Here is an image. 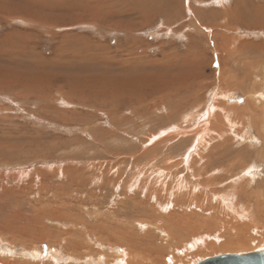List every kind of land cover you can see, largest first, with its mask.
I'll return each mask as SVG.
<instances>
[{
  "label": "rangeland",
  "instance_id": "374dc122",
  "mask_svg": "<svg viewBox=\"0 0 264 264\" xmlns=\"http://www.w3.org/2000/svg\"><path fill=\"white\" fill-rule=\"evenodd\" d=\"M263 21L264 0H0V264H142L146 248L152 264H194L264 251ZM200 132L178 173L217 207L195 211L204 245L139 224L160 227L157 216L182 208L151 214L124 198L163 182L164 193L176 186L163 198L185 196L152 168L184 159ZM228 238L249 244L220 248Z\"/></svg>",
  "mask_w": 264,
  "mask_h": 264
},
{
  "label": "bare ground",
  "instance_id": "6f19581e",
  "mask_svg": "<svg viewBox=\"0 0 264 264\" xmlns=\"http://www.w3.org/2000/svg\"><path fill=\"white\" fill-rule=\"evenodd\" d=\"M7 10V9H6ZM263 18V17H262ZM264 22V21H263ZM262 22V23H263ZM260 23V22H259ZM263 27H264V25H263ZM213 46V45H212ZM226 81V80H225ZM264 81V80H263ZM264 83V82H263ZM192 86V85H191ZM201 88V87H200ZM226 89V88H225ZM188 92V91H187ZM72 93V92H71ZM184 93V92H183ZM222 94V93H221ZM186 96V95H185ZM184 96V97H185ZM254 97V96H253ZM98 98V97H97ZM161 98V97H160ZM160 98L158 99V100H160ZM83 100V99H82ZM104 100V99H103ZM196 100V99H195ZM181 101V100H180ZM186 102V101H185ZM187 102L189 103V100H187ZM191 102H193V100L191 101ZM196 102V101H195ZM249 102V101H248ZM256 102V101H255ZM183 103V102H182ZM187 103V104H188ZM186 104V105H187ZM193 104V103H192ZM179 105V104H178ZM177 105V106H178ZM170 106V105H169ZM168 106V107H169ZM182 106V105H181ZM185 106V105H184ZM183 106V107H184ZM218 106V105H217ZM248 106H250V105H248ZM167 107V108H168ZM174 107H175V104H174ZM188 107V106H187ZM181 108V107H180ZM180 108H177V109H180ZM209 108V107H208ZM207 108V109H208ZM256 108V107H255ZM169 109V108H168ZM211 109V111H209V112H207L206 113V116H205V119H204V124H207L208 123V120H209V118L211 117V114H212V110L214 109V106L213 107H211L210 108ZM230 109V108H229ZM262 109H264L263 107H262ZM171 110H172V108H171ZM170 110V111H171ZM219 110V109H218ZM222 110V109H221ZM239 110V109H238ZM256 110V109H255ZM163 111H165V110H163ZM169 111V110H168ZM173 111V110H172ZM178 111V110H177ZM231 111H233V110H231ZM251 111V110H250ZM167 112V111H166ZM165 112V113H166ZM179 112V111H178ZM196 112V111H195ZM252 112V111H251ZM261 112V111H260ZM264 112V111H263ZM171 113V112H170ZM198 113V112H197ZM200 113V112H199ZM222 113H224V110H223V112ZM169 114V113H168ZM174 114V113H173ZM187 114V113H186ZM177 115V114H176ZM199 115H201V114H199ZM203 115H205V113L203 114ZM214 115H215V113H214ZM223 115V114H222ZM254 115V114H253ZM170 116V115H169ZM184 116V115H183ZM191 117H192V115H190ZM261 116V115H260ZM263 116H264V114H263ZM195 117H196V114H195ZM241 117H242V115H241ZM198 118V117H197ZM202 118V117H201ZM216 118V117H215ZM186 119H188V118H186ZM194 120H195V118H193ZM192 119V120H193ZM213 119V118H212ZM241 119V118H240ZM182 119H180V121H181ZM263 122H264V117H262V119H261ZM176 121V120H175ZM190 122H191V120H190ZM198 122V121H197ZM224 124H223V121L221 122V124H223V126L224 127H226V129H227V127L230 125L229 124V122H228V119H225L224 120ZM242 122V121H241ZM260 122V121H259ZM174 123L175 122H173V125H174ZM178 123V122H177ZM189 123V122H188ZM188 123H185V124H188ZM199 123H201V122H199ZM210 123V122H209ZM216 123H218V122H216ZM172 124V123H171ZM203 124V125H204ZM219 124V123H218ZM235 124H236V121H235ZM234 124V125H235ZM243 124V123H242ZM256 124V123H255ZM176 125V124H175ZM212 125V124H211ZM241 125V124H240ZM179 126V125H178ZM192 127H194L195 128V130H196V127L198 126V124L196 125V126H194V125H191ZM190 126V127H191ZM200 126V125H199ZM206 126V125H205ZM258 126L260 127V126H262V125H259L258 124ZM173 127V126H172ZM181 127V126H180ZM263 127H264V125H263ZM174 128H176L175 126H174ZM173 128V129H174ZM193 128V129H194ZM199 128H201V127H199ZM167 129V128H166ZM185 129V128H184ZM210 129V128H209ZM216 129H218V128H216ZM240 129V128H239ZM256 129H257V127H256ZM174 130H177V128L176 129H174ZM197 130H200V129H197ZM228 130V129H227ZM168 131H170V130H168ZM188 131H190L189 129H188ZM208 131V130H207ZM221 131V130H220ZM224 131V130H223ZM226 131V130H225ZM229 131V130H228ZM240 131V130H239ZM199 132V131H198ZM203 132V131H202ZM192 133V132H191ZM259 133V132H258ZM178 134H187V132H182V131H178V132H175V135H178ZM200 134H201V132L198 134V135H195V136H197V139L195 140V142L193 143L194 144V148L193 149H190V150H188L187 152H186V155H185V158L184 159H181V161H177V162H173V165H172V163L171 164H169V162H171V160L170 159H168L166 162L167 163H164V167H153L152 168V171H153V173L155 174V176H160V177H164V178H167V176H171V177H173V178H178L179 180H177L176 181V185H178V186H181V188H180V190L181 191H183V190H185V192L184 193H182V195H185V196H183V197H173L171 200H168L167 198H163V195H162V193H164L163 191L165 190V186H167L168 184L166 183V182H163L160 186H159V188H152V189H149L151 186H149L150 184L148 183V186H149V188L148 187H146L144 184H140V186H139V192L141 193V194H139L140 196H141V198H139L138 197V199L136 198V197H130V196H126V197H124L125 198V201L127 202V201H130L131 203H132V205H134L135 206V209H137V210H139V209H141L142 211H145L144 209L146 208V206L147 205H151L150 206V210H151V214H154V213H156L157 212V210H159V211H161L162 209H165V208H167L168 206H170V207H172V209L173 210H175L176 211V209H177V211L179 210V209H181L182 208V210H180L181 211V213L182 214H180V215H178V214H174V215H165V216H162V215H160V216H157L156 217V219H157V221L158 222H161L162 223V225L160 226V227H157V223L155 222V221H149L148 223H146V222H140L139 224H141L142 225V227H144V229L145 228H149V229H158L162 234H164V236L166 235L167 237H171V236H173V234L175 233V232H180V233H183V234H185V235H187L188 237H190V239H191V237H193V240L194 241H201L202 239L201 238H203V237H201V235L200 234H198L197 235V232H198V230L197 229H199L200 228V226L202 225V224H199V222H198V220L197 221H195V219L196 218H194V217H196V212L195 211H200V209L202 210V214H204L205 212H209L210 210L212 211L213 209H217V207H214V208H212L211 209V207L213 206H210V204L212 203H210V200H211V196L208 198L205 194L204 195H202V194H197V195H195V194H193L192 193V191L194 192V190H195V187H190L191 188V191H189L188 190V185H187V183L186 182H184L183 183V179L181 178V176H183V175H180L178 172H179V170H178V168H179V165L181 164V163H183V164H186L187 163V161H188V159H189V155L196 149V144H197V141H198V139L200 138V137H202V136H200ZM218 135V134H217ZM219 135H221V134H219ZM182 136V135H181ZM188 136V135H187ZM195 136H194V138H195ZM161 137H165L164 136V134L163 133H160V135L158 136V138L155 136V135H153L152 137H150V138H148V141H151V142H153V141H155L156 139H160ZM175 137V136H174ZM184 137V136H183ZM183 137H182V140H183ZM205 137V136H204ZM222 137H224V135H222ZM222 137H221V139H222ZM193 138V139H194ZM181 139V138H180ZM192 139V138H191ZM209 139V138H208ZM172 139L171 138H165L162 142H159L157 145H156V147L155 148H157L158 146H160L161 145V143L163 144V145H165L166 146V144H168L170 141H171ZM201 140V139H200ZM200 140H199V142H200ZM214 140V139H213ZM179 141V140H178ZM187 141V140H186ZM202 142H203V139L201 140ZM205 141V140H204ZM222 141V140H221ZM228 141V140H227ZM201 143V142H200ZM172 144V143H171ZM170 144V145H171ZM229 145V144H228ZM213 146H214V144H213ZM227 146V145H226ZM163 147V146H162ZM222 147H223V144H222ZM199 148V147H198ZM207 148H208V146H207ZM210 148H212V146H210ZM215 148H216V146H215ZM201 149V148H200ZM217 150H218V148H216ZM206 150V149H205ZM213 150V149H212ZM223 150V149H222ZM199 151V150H198ZM208 151V150H207ZM210 152V151H209ZM216 152V151H215ZM222 152V151H221ZM264 152V151H263ZM262 152V155H264V153ZM196 153V152H195ZM199 153V152H198ZM208 153V152H207ZM217 153H219V152H217ZM228 153V152H227ZM226 151H224L221 155H220V153H219V155L220 156H222L221 158L222 159H224L225 157H226ZM214 154V153H213ZM218 154H217V156L216 157H214L215 158V160H213L214 162H209V163H211V164H208L209 165V167H212V168H218L219 166H220V164L219 163H216L215 161H220L221 159H220V156H219ZM202 156V155H201ZM211 156V155H210ZM258 156V155H257ZM196 157V156H195ZM206 157V156H205ZM208 158H209V156H208ZM237 159H238V162H241L242 161V158H241V160H240V158H239V156H237L236 157ZM203 159V158H202ZM260 159H262V158H260ZM155 161V160H154ZM222 163V162H221ZM156 164V163H155ZM252 164V163H251ZM234 165H237L236 163H234ZM243 165V164H242ZM246 166V165H245ZM206 167V166H205ZM204 166L202 167V168H205ZM249 167V166H248ZM259 167V166H258ZM170 168H172V169H170ZM185 168H187V170H190L191 169V167H185ZM239 168V167H238ZM245 168V167H244ZM250 168H251V166H250ZM249 168V169H250ZM170 169V170H169ZM234 169V168H233ZM241 169V168H240ZM242 169H243V167H242ZM241 169V170H242ZM246 169V168H245ZM230 171H231V169H230ZM243 171V170H242ZM241 171V174H238V175H242L243 174V172ZM245 172V171H244ZM150 173V172H149ZM228 173V172H227ZM240 173V172H239ZM247 173H249V170L247 169ZM139 175H140V173H139ZM228 175H229V173H228ZM169 176V177H170ZM227 176V175H226ZM143 177H145V175H143ZM148 177V176H147ZM168 177V178H169ZM240 177V176H239ZM133 179H135V180H137L138 179V176H137V174H136V176H134V177H132ZM163 178V179H164ZM244 178V177H243ZM242 178V179H243ZM145 179H146V177H145ZM144 179V180H145ZM157 179V178H156ZM160 179H162V178H160ZM159 179V180H160ZM162 179V180H163ZM170 179V178H169ZM169 179H164L165 181H169ZM172 179V178H171ZM170 179V180H171ZM230 179V178H229ZM246 179H248V178H246ZM143 180V181H144ZM180 180H182V181H180ZM129 181V180H128ZM172 181V180H171ZM236 181V180H235ZM132 182V181H131ZM244 182V181H243ZM247 182H249V181H247ZM136 183V182H135ZM118 184V183H117ZM127 184V183H126ZM128 184H129V182H128ZM131 184V183H130ZM139 184V183H138ZM159 184V183H158ZM249 185L248 183H246V182H244V185ZM133 185V184H132ZM131 185V186H132ZM136 185V184H135ZM147 185V184H146ZM157 185V184H156ZM131 186H130V188H131ZM173 186H175L173 183H172V187L171 186H169L166 190H167V192H165V193H168L169 194V192L170 191H173L174 189H176V188H173ZM125 187H126V185H125ZM176 187V186H175ZM237 187V186H236ZM235 187V188H236ZM242 187V186H241ZM127 188V187H126ZM125 188V189H126ZM232 189L231 190H233V186L231 187ZM209 189V188H208ZM127 190V189H126ZM125 190V191H126ZM132 190V189H131ZM231 190H230V192H231ZM209 191V190H208ZM234 191H236L235 189H234ZM238 191V190H237ZM129 192V191H128ZM138 192V191H137ZM175 192H177V191H175ZM131 193V192H130ZM135 193V192H134ZM145 193V194H144ZM164 193V194H165ZM128 194V193H127ZM178 194V193H177ZM232 193H226L225 195L224 194H219V196L217 197V199H219V205H217L218 206V208L221 210V211H225L226 212V210L229 208V207H231V205H229L230 204V202H229V200H230V198L232 197V195H231ZM170 195V194H169ZM176 195V194H175ZM136 196V195H135ZM178 196V195H177ZM234 196V195H233ZM143 197V198H142ZM169 197H171V196H169ZM257 201V200H256ZM209 202V205L207 206L206 204ZM152 203H153V205H152ZM216 204H217V201L215 202ZM232 208V207H231ZM257 208V207H256ZM258 209V208H257ZM190 210H193L192 212H190ZM232 210H234L233 208H232ZM187 211H189V213H187ZM221 211H220V214H221ZM136 212H138V211H136ZM149 211H147V213L146 214H149L148 213ZM228 212V211H227ZM70 213V212H69ZM143 213V212H142ZM212 213V212H211ZM218 213V212H217ZM123 214H125V217H128V216H130V217H137V216H135L134 215V213H133V211H131V212H129V215L128 214H126L125 212L123 213ZM198 214V213H197ZM136 215H138V214H136ZM141 215V214H140ZM185 215V216H184ZM205 215H206V213H205ZM246 215V214H245ZM245 215H244V217H245ZM142 216V215H141ZM109 217V216H108ZM201 217V216H200ZM235 217L237 218V217H239L240 219H242V218H244L243 217V214L241 215V214H235ZM152 218L154 219V217H153V215H152ZM235 218V219H236ZM140 219V218H139ZM143 219V218H142ZM198 219V218H197ZM209 219V218H208ZM152 220V219H151ZM201 220H203V218H201ZM199 221H200V219H199ZM207 221V220H206ZM201 222V221H200ZM203 222V221H202ZM209 222V221H208ZM207 222V223H208ZM134 223V222H133ZM220 224H222V223H220ZM206 225H208L209 226V223L208 224H206ZM205 225V226H206ZM223 225H225V224H223ZM77 226V225H76ZM207 226V227H208ZM222 226V225H221ZM137 227H138V225H137ZM206 227V228H207ZM224 227V226H223ZM222 227V228H223ZM256 227V226H255ZM205 228V227H204ZM258 228V227H257ZM97 230V229H96ZM102 229H100V231H101ZM263 230V229H262ZM67 231V230H66ZM98 231V230H97ZM118 231V230H117ZM150 230H147V231H145V233H146V235L148 234L149 235V232ZM173 231V232H172ZM103 232V231H102ZM115 233V232H114ZM207 234V233H206ZM208 234H209V232H208ZM111 235V234H110ZM195 235H197L196 237H194ZM240 235V234H239ZM119 236V235H118ZM121 236V235H120ZM122 236H125V234L124 235H122ZM241 236V235H240ZM187 237V238H188ZM89 238V237H88ZM115 238V237H114ZM120 238V237H119ZM125 238V237H124ZM229 239V238H228ZM232 238H230L229 240H231ZM117 240V239H116ZM123 240V239H122ZM121 240V241H122ZM206 240V239H205ZM110 241V240H109ZM112 241V240H111ZM118 241H120V240H118ZM203 241V240H202ZM201 241V243H203ZM248 241H249V239H247V240H243V239H234V240H231L230 242H224L225 244H222L221 245V243H220V245H221V247L220 248H222L223 246L224 247H226V246H245V245H247V244H249L248 243ZM124 242V241H123ZM133 242H136V241H131V244H133ZM253 242V241H252ZM255 242V241H254ZM198 243V242H197ZM118 244V243H117ZM136 244V243H135ZM254 244V243H253ZM203 245H204V243H203ZM123 246V245H122ZM187 246V245H186ZM185 246V247H186ZM198 247H199V245H197ZM202 246V245H201ZM216 246H219V245H217V243L215 244V243H211V244H209L208 245V247H212V248H219V247H216ZM260 246V245H259ZM132 247H133V245H130V247H128V249L130 250V249H132ZM223 247V248H224ZM262 247V246H261ZM260 247V248H261ZM76 248V247H75ZM82 248V247H81ZM119 248V247H118ZM121 248V247H120ZM219 248V249H220ZM234 248V247H233ZM80 249V248H79ZM122 249V248H121ZM226 249V248H225ZM227 249H228V247H227ZM230 249V248H229ZM140 250H143V251H138L137 252V254H139V255H141V254H144L143 256H142V258H143V260L141 261V263L142 264H152V263H154V262H160V260H154L153 258H151L150 256L154 253V251L152 250V248L150 249V248H146V249H140ZM200 250H202V248L200 249ZM120 251V253H121V251L122 250H119ZM35 252V251H34ZM51 253H53V252H51ZM136 254V255H137ZM150 256H149V255ZM155 254V253H154ZM37 255V254H36ZM129 255H131V259H130V262H134V263H136V261L134 260V259H136L134 256H133V249L132 250H130V254ZM138 255V256H139ZM35 256V255H34ZM41 256V255H40ZM47 256V255H46ZM54 256V255H53ZM72 256V255H71ZM71 256H70V258H71ZM89 256V255H88ZM50 257V256H49ZM116 257V256H115ZM41 258V257H40ZM138 258V257H137ZM212 258V257H211ZM73 260V259H72ZM113 260V259H112ZM115 260V259H114ZM168 260V259H167ZM95 262V261H94ZM120 262V261H119ZM137 264V263H136Z\"/></svg>",
  "mask_w": 264,
  "mask_h": 264
},
{
  "label": "water",
  "instance_id": "95a60500",
  "mask_svg": "<svg viewBox=\"0 0 264 264\" xmlns=\"http://www.w3.org/2000/svg\"><path fill=\"white\" fill-rule=\"evenodd\" d=\"M194 264H264V251L219 255Z\"/></svg>",
  "mask_w": 264,
  "mask_h": 264
},
{
  "label": "snow or ice",
  "instance_id": "6c2138e0",
  "mask_svg": "<svg viewBox=\"0 0 264 264\" xmlns=\"http://www.w3.org/2000/svg\"><path fill=\"white\" fill-rule=\"evenodd\" d=\"M262 250H264V249H262ZM121 264H122V262H121Z\"/></svg>",
  "mask_w": 264,
  "mask_h": 264
}]
</instances>
